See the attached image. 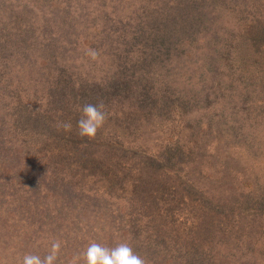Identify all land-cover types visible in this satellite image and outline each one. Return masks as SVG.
<instances>
[{"label":"rangeland","instance_id":"374dc122","mask_svg":"<svg viewBox=\"0 0 264 264\" xmlns=\"http://www.w3.org/2000/svg\"><path fill=\"white\" fill-rule=\"evenodd\" d=\"M192 2L205 15L181 22ZM98 101L107 122L82 138L80 109ZM37 106L45 130L10 122ZM32 143L48 156L33 147L21 166L57 195L88 191L87 219L150 203L181 240L264 264V0H0V149ZM119 222L108 246L130 237Z\"/></svg>","mask_w":264,"mask_h":264},{"label":"trees","instance_id":"16d2710c","mask_svg":"<svg viewBox=\"0 0 264 264\" xmlns=\"http://www.w3.org/2000/svg\"><path fill=\"white\" fill-rule=\"evenodd\" d=\"M183 14L181 22L194 24L198 18L202 19L205 12L192 2ZM213 59L215 58L211 57L210 65L214 63ZM42 78L45 77L36 76L38 82ZM48 81L46 80L45 83ZM27 87L26 82L21 93L27 92ZM47 93L51 99H64V93L55 91L53 87L47 88ZM37 104L39 105V102ZM37 107L39 114L30 111L25 114L16 113L10 118V122L21 129H27L32 125V128L36 126L39 131L45 130L47 125L43 118L49 114L44 112L46 108L42 110L39 106ZM48 109L53 111V105H48ZM21 142L16 143L22 147ZM33 147L36 148L35 153L38 155L40 151L37 143L29 144L21 151L12 148L6 154H3L0 149V166H2L0 167V264H19L26 253L43 257L47 254L54 239H60L63 242L59 264H68L72 257L83 251L91 241L108 246L113 234L111 236L107 234V229L116 226L120 228L119 225L122 224L120 222L118 224V218L125 224L129 223L127 231L130 237L123 241L129 242L133 250L145 258L147 264H253L240 253L233 252L232 249V251L230 249L226 251L212 244L199 246L201 242L198 244V238L190 236L189 232L181 236V240L180 236L173 231L164 229L165 221L161 224L153 221L155 213L154 209L149 206L150 203L147 204V210L143 211L134 205L126 204L124 208L126 214L123 212H120L119 216L118 213L111 214V219L115 217L117 219L104 220L106 225H100L101 223L95 220L87 219L86 209L92 206L89 201L91 194L88 191L71 183L66 194L62 192L65 190H61L58 194L63 198L61 199L56 193L57 189H54L48 181L40 183L33 176L37 172L36 167L28 168L30 166L25 164L21 166V158L31 154ZM43 149L40 147V150ZM40 154L42 158L48 156L44 150ZM48 165L49 172L55 173L51 161H48ZM15 180L23 187L8 186V181ZM53 198L56 199V208L53 203H46L48 199ZM5 219L11 226L16 227L13 234L2 233L4 230L5 232L10 230L8 228L11 227L8 223L6 224ZM209 235H212L211 232Z\"/></svg>","mask_w":264,"mask_h":264},{"label":"clouds","instance_id":"9594fccd","mask_svg":"<svg viewBox=\"0 0 264 264\" xmlns=\"http://www.w3.org/2000/svg\"><path fill=\"white\" fill-rule=\"evenodd\" d=\"M87 55L95 59L98 53L94 49H88ZM80 113L77 121L78 135L88 140L95 139L108 119L103 102L84 104ZM63 127L66 131H70L72 124L65 122ZM62 244L60 239H54L46 255L41 257L38 254L26 253L19 264H59ZM68 264H147V261L136 253L127 241L117 242L114 246L91 241L83 251L76 253Z\"/></svg>","mask_w":264,"mask_h":264}]
</instances>
